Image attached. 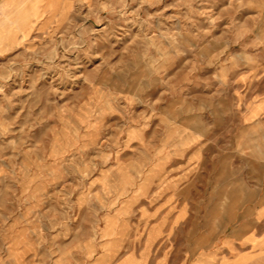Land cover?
Returning a JSON list of instances; mask_svg holds the SVG:
<instances>
[{"label": "rangeland", "instance_id": "obj_1", "mask_svg": "<svg viewBox=\"0 0 264 264\" xmlns=\"http://www.w3.org/2000/svg\"><path fill=\"white\" fill-rule=\"evenodd\" d=\"M13 26L0 264H190L264 202L237 198L264 192V0H41Z\"/></svg>", "mask_w": 264, "mask_h": 264}, {"label": "crops", "instance_id": "obj_2", "mask_svg": "<svg viewBox=\"0 0 264 264\" xmlns=\"http://www.w3.org/2000/svg\"><path fill=\"white\" fill-rule=\"evenodd\" d=\"M2 1L4 0H0ZM256 104H261V110L249 117L258 116L264 110V101L254 105ZM239 197L264 199V192H251L243 196L238 195L237 198ZM238 216L243 217L238 218L233 227L226 228L217 237V241L190 264H264V202L260 205L254 204L248 209L244 208ZM194 249L195 247L189 244V256Z\"/></svg>", "mask_w": 264, "mask_h": 264}, {"label": "bare ground", "instance_id": "obj_3", "mask_svg": "<svg viewBox=\"0 0 264 264\" xmlns=\"http://www.w3.org/2000/svg\"><path fill=\"white\" fill-rule=\"evenodd\" d=\"M41 0H8L9 9L0 7V17L10 20L16 29L28 25V18L35 13V6Z\"/></svg>", "mask_w": 264, "mask_h": 264}]
</instances>
